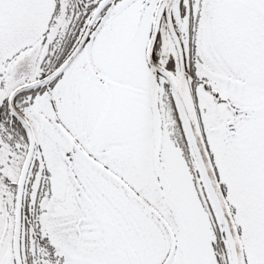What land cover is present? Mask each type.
Here are the masks:
<instances>
[{
    "label": "snow or ice",
    "instance_id": "1",
    "mask_svg": "<svg viewBox=\"0 0 264 264\" xmlns=\"http://www.w3.org/2000/svg\"><path fill=\"white\" fill-rule=\"evenodd\" d=\"M0 264H264V0H0Z\"/></svg>",
    "mask_w": 264,
    "mask_h": 264
}]
</instances>
